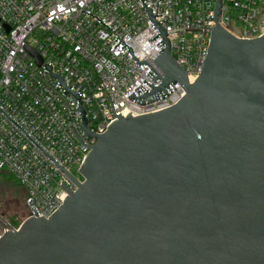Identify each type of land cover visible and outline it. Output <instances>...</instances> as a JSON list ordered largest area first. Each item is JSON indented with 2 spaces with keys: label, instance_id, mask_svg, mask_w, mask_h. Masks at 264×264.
Wrapping results in <instances>:
<instances>
[{
  "label": "water",
  "instance_id": "obj_1",
  "mask_svg": "<svg viewBox=\"0 0 264 264\" xmlns=\"http://www.w3.org/2000/svg\"><path fill=\"white\" fill-rule=\"evenodd\" d=\"M157 86L129 98L146 105L180 83L171 108L119 118L86 156L79 181L1 107L76 185L49 218L0 235V264H264V35L240 40L216 27L200 77L190 84L164 27ZM33 54V52L31 51ZM82 110V109H81ZM83 116L84 111L82 110ZM86 127V118L83 120ZM88 131V130H87ZM89 132V131H88Z\"/></svg>",
  "mask_w": 264,
  "mask_h": 264
},
{
  "label": "built area",
  "instance_id": "obj_2",
  "mask_svg": "<svg viewBox=\"0 0 264 264\" xmlns=\"http://www.w3.org/2000/svg\"><path fill=\"white\" fill-rule=\"evenodd\" d=\"M171 44L190 84L201 75L216 27L217 0H144ZM219 24L240 40L264 35V0H222ZM140 0H0V107L69 174L82 167L119 118L157 113L186 91L176 83L166 98L130 100L144 83L157 86L154 60L165 46ZM33 52V54L31 53ZM86 118L87 131L83 120ZM22 187L28 218L49 219L76 185L0 112V174ZM19 227L7 226L3 233ZM2 233V234H3ZM1 234V235H2Z\"/></svg>",
  "mask_w": 264,
  "mask_h": 264
},
{
  "label": "rangeland",
  "instance_id": "obj_3",
  "mask_svg": "<svg viewBox=\"0 0 264 264\" xmlns=\"http://www.w3.org/2000/svg\"><path fill=\"white\" fill-rule=\"evenodd\" d=\"M73 173L77 178L83 180L77 167L73 169ZM0 178V201L3 204L0 215L4 218L3 226L0 229L1 235L9 225L20 226L27 219L28 210L23 187L8 173L2 174Z\"/></svg>",
  "mask_w": 264,
  "mask_h": 264
},
{
  "label": "flooded vegetation",
  "instance_id": "obj_4",
  "mask_svg": "<svg viewBox=\"0 0 264 264\" xmlns=\"http://www.w3.org/2000/svg\"><path fill=\"white\" fill-rule=\"evenodd\" d=\"M1 200V199H0ZM3 207V204L1 203V201H0V210H1V208ZM3 223H4V218L2 217V215H0V229H1V227L3 226Z\"/></svg>",
  "mask_w": 264,
  "mask_h": 264
},
{
  "label": "trees",
  "instance_id": "obj_5",
  "mask_svg": "<svg viewBox=\"0 0 264 264\" xmlns=\"http://www.w3.org/2000/svg\"><path fill=\"white\" fill-rule=\"evenodd\" d=\"M2 174H4V173H2ZM2 174H0V176L2 175ZM1 179V178H0ZM24 197H25V194H24ZM19 227V226H18Z\"/></svg>",
  "mask_w": 264,
  "mask_h": 264
}]
</instances>
